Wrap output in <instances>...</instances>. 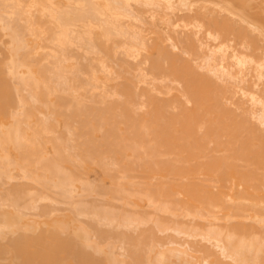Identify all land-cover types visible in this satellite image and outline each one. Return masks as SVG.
<instances>
[{"label":"bare ground","instance_id":"bare-ground-1","mask_svg":"<svg viewBox=\"0 0 264 264\" xmlns=\"http://www.w3.org/2000/svg\"><path fill=\"white\" fill-rule=\"evenodd\" d=\"M246 9V3L236 5L232 0H0V177L9 181L15 180L16 175L22 174L25 178H30L22 179L24 181L33 180V184L40 182L46 188L53 189L49 193L57 188L55 190L59 191V195L61 193L64 195L65 198L62 194L60 196L63 200H71L72 204L71 202L69 204L76 206L79 202L72 199L80 198L83 191L84 194L87 191L92 194L95 190L90 191L91 188H98L97 193L104 190L106 184L102 183L103 188L101 184L96 187L94 185L96 182L90 181L93 178L92 170L103 164L106 167L107 162L113 161L110 158H113L114 163L120 164L122 169L119 171L116 165L115 169L113 162L110 163L111 166L113 165V168L110 167L113 169L111 173L109 169L107 170L109 164L106 168L102 167L108 171L105 175L114 182L112 184L115 185L117 180L116 189L110 183L112 186L110 185L109 189L112 193L109 192L111 195L108 194L105 199L112 197L114 191L120 190V197L123 196L121 199L125 198L126 202L133 206L137 217L123 222L125 217L121 221L120 213L116 211L119 213L116 214L113 211L118 205L119 209L122 206L117 205L120 201L123 202L117 196L119 191L113 194L114 198L120 199L118 202L116 199V202L113 201L114 199L112 202L106 200L108 205L112 203L113 206V210L109 207V211H113L115 214L113 212L112 214L116 218L118 215L119 220L114 216L109 218L107 216H111L109 211L106 216V212L102 211L103 219L101 220L100 217L99 222L101 210L98 212V208H95V211L91 209H94V204L96 205L97 202L92 204L94 207L91 206V212L87 213L81 208L80 212L77 211L79 214H75L80 217L87 213L97 219L95 221L99 223L98 225L102 223L101 221L108 223L110 219V224L116 220L117 227L130 223L140 225L149 222L153 214H156L157 222L154 221L155 219L152 221L157 225L159 221L161 229L160 225L157 228L168 232L170 229L176 230L180 235L182 234V237L186 235L187 239L190 236H198V243H190L186 237L183 238L185 241H182L169 236L171 239L166 240L167 243L159 239L160 245L157 238L151 234L153 224L148 227L150 235H145L148 231L142 229L144 233L140 229L144 234L140 233L145 237L148 236L147 238L138 232L139 236L143 237L141 240L148 239L147 242L140 240L139 242L142 243L135 245L140 238L137 236L138 240L135 241L133 237L132 243H128L130 248H127L128 245H125L126 248L124 246V255L121 253L120 257L126 256L125 252L127 257H130L122 259L113 250L107 251L106 264H264V52L262 54L255 52L260 46L256 40L259 38L258 35L264 38V19L261 20L260 14L258 16L260 20L256 14L254 15L256 18L249 15ZM183 10L187 12L181 14L183 16L178 15ZM146 12L151 17L144 15ZM146 17L151 18L147 23ZM152 19H157V22L153 23ZM144 22L146 25L148 22L152 23L147 26L150 28L148 31L153 32L157 29L158 33L157 27L163 26L160 30L165 32L167 29L168 34H163V31V36L161 32L157 36L152 35L151 32L147 34ZM201 32L203 37L199 34ZM148 35H152V40ZM196 35L201 37H195ZM116 37L122 39L117 40ZM115 39L116 42L119 41L117 42L119 46H122L119 53ZM165 40L171 42V48L175 49L173 46H178V51L182 49V52L169 49L170 46ZM77 43L76 48L80 49L82 46L81 48H85L84 52L89 51L94 55L98 54L96 56L99 57L95 56L99 60L97 64L101 71L92 70L91 77L85 76L89 78L87 82L81 79L82 68L80 70L73 68L74 62L78 63L79 58L77 60L75 57L76 60L73 61L74 55L71 54L73 50L68 51V48H72ZM70 44L73 45L69 46ZM123 49V52H126L125 57L128 55L136 61L133 62L131 59L133 64L130 65L129 60L123 59L128 61L127 64L124 61V64L131 67L120 69V73L119 66L125 67L123 61L116 62L118 58L116 61L111 60V56L116 55L113 53H117L116 57L120 56ZM100 51L105 54L102 55ZM110 52H113L112 55ZM188 54L189 57L184 56ZM81 60V64L85 65L87 61L80 57L79 63ZM112 61L118 63L116 69ZM110 63L114 66L113 69ZM146 65L150 68L152 79L151 76L148 78L149 71L145 72ZM86 68L85 70L90 72L88 67ZM103 70L107 74L102 72ZM122 70H124L123 74ZM133 71H137V75H140H136L139 82L136 78L135 80L133 77L130 78L131 73H135ZM115 73H119L120 76ZM120 77L125 81L116 82L117 78L121 79ZM149 82L153 87L142 86ZM177 83L181 85V87L178 85L180 88ZM89 85L90 90H93L92 96L95 92L101 94L102 91L104 97L109 98L110 94L114 100L112 101L110 97L105 101L102 94H99L98 97L103 101L98 100L102 101L101 103L106 102L104 106L101 104L103 108L99 107L101 105L97 96L93 97H96L97 101H95L99 105L97 107L88 105L84 101L86 97L81 87L89 88ZM138 85L143 88L139 86L141 89L137 90ZM154 89L165 93V97L154 94ZM64 90L73 95L71 106H68L66 96L58 95L57 99L53 96L54 93L60 94L58 91L64 94ZM25 91L28 93L26 94ZM117 94L122 95L123 98ZM115 97L119 98V101ZM54 99L57 101L55 102ZM65 104H67L66 109L63 108ZM68 107H72L71 111ZM38 109H43L45 114L48 112L53 116H64L65 119L61 123H66L68 126L64 125L68 128L71 126L69 131L74 130L71 131L78 141L73 137L74 141H70V145L67 144L68 141L64 145L62 139L59 142L57 137L49 135L54 128V124L50 123L52 117H48L50 120L47 122L49 115H45L46 118L43 117L45 119L43 120L37 114ZM67 109L70 112L64 113ZM71 119H73L72 124ZM74 123L76 126L73 125ZM69 135L73 136L71 133ZM64 139L66 140L65 137ZM74 142L77 147L79 146L78 148L73 146ZM49 143H52L54 149H50ZM61 143L64 146L68 145L67 149L74 153H70L71 155L67 153L68 157L64 156L67 150ZM71 145L74 147L72 149L78 151L81 149V152L76 153L71 149ZM61 149L64 153L62 157ZM54 150L59 158L51 156L50 152L54 155ZM76 154L81 158L78 160H82V165L79 164L82 166L81 169L77 162L76 165L73 163L76 161L73 158ZM107 158L112 161L106 162ZM71 159H74L72 167L69 164ZM68 161L69 163L63 165V162ZM65 166L67 168L70 166V171L65 170ZM71 168L75 171H71ZM116 170L119 171L117 174H122V171L127 174V179L122 177L127 180L124 181L126 184L123 182L120 189L117 186L121 182V176H117ZM114 173L116 177L113 176ZM136 177L139 179L135 180ZM1 183L4 185L6 182ZM20 183L21 181L19 184L13 183V191L23 190L24 183ZM31 186L34 187L32 184ZM100 187L103 190H99ZM109 189L107 188V192ZM31 190H33L31 194L28 193ZM31 190H27L28 195L35 194L36 190L33 188ZM38 190L41 195L36 192L38 196L36 199L47 200V197L52 199L51 194H48L49 190L44 188L47 193H44V190L41 193L39 188ZM105 190L103 191L105 194H100L106 195ZM54 196L56 197L57 194ZM5 198L7 199L6 196ZM5 198L0 200V210L3 208L2 205L7 203L6 200L1 202ZM20 199L22 202L21 197ZM33 199L35 197L28 198L29 201L34 202ZM25 203L24 209L27 207L32 211L39 208L37 203L36 208L35 203L28 204L30 208ZM11 204L14 205L15 212L6 210L5 205L6 209L0 211V231L6 233L16 230L17 233L23 227L20 231L24 233H18L19 235L11 239L8 245L1 247L0 252H12L13 261L7 256L13 264L101 263V259L89 252L90 249L87 250L86 245H91L98 231L100 237L98 239L106 238L105 235L109 233H105L104 230H112L114 223L111 229H104L100 233L103 228L94 226V219L90 218L87 221V217H83L87 222L85 226L82 216L79 219L75 215L74 218L77 217L79 220L72 218L79 224L78 227L75 225L77 227L75 232L73 231L75 228L70 227V223L67 224L68 219L63 218L65 215L59 219L58 217L61 216H55L56 212L53 213L52 209H47L52 213L46 210L47 207L41 212L37 211L39 218L37 214L32 217L30 211L27 215L24 211L28 209L23 211V205L18 204L16 200ZM70 205L69 207L72 208ZM88 205L90 207L91 204ZM145 206H149L150 209H145ZM68 215L72 217L70 213ZM42 216L48 217L49 221L45 219V223ZM54 216L59 220L53 218ZM51 217L53 221L55 219L54 222L49 219ZM35 218L38 220L34 221ZM31 219L35 224L29 223ZM47 223L50 225L46 226ZM36 224L39 226L41 224V229ZM67 225H70L71 231L67 232ZM88 226L96 227V229L90 228V231L92 228L97 230L94 236L90 234ZM30 229H33V232ZM37 229L39 230L34 234ZM28 230L31 231L30 234ZM64 230L67 234L70 232L74 235L64 236L66 233L63 234ZM102 232L104 236L101 235ZM129 233L131 232L126 235ZM151 236L155 238L154 242L152 240L153 243L149 239ZM201 240L207 241L208 244ZM103 241L106 243V240ZM187 241L190 244H187ZM210 242L212 246L209 245ZM93 243L95 245V241ZM103 243L102 246L96 243L101 251L104 247ZM143 243L144 245L150 243L146 257L144 252V255L141 253L143 251L141 249H144Z\"/></svg>","mask_w":264,"mask_h":264},{"label":"rangeland","instance_id":"rangeland-1","mask_svg":"<svg viewBox=\"0 0 264 264\" xmlns=\"http://www.w3.org/2000/svg\"><path fill=\"white\" fill-rule=\"evenodd\" d=\"M226 1H227V0H226ZM228 1H229V0H228ZM232 2L235 3L236 5H239V3H243V2L246 3V4H247V9H246V11L248 12L249 15L255 17L254 15L256 14V17L260 20V18L258 17L259 14H260V16H261V20L264 19V10H263L264 8H262V7H264V6H263V4H264V1H263V0H252V1H251V0H242V1H241V0H232ZM136 6H137V5H136ZM147 12H149V11L147 10ZM147 12H146V14L144 13V15H148L147 17H151V16H149V14H148ZM180 12H181V11H180ZM180 12H179L178 15L183 16V15H181V14H185V12H187V10H186V11L183 10L181 13H180ZM183 12H184V13H183ZM252 13H253V14H252ZM147 17H146V21H145L146 23H147V20H148V19L151 20V18H148V19H147ZM175 17H176V16H175ZM256 17H255V18H256ZM150 20H149V22H151ZM152 21H153V23H154V21L157 22V19H156V20H155V19H152ZM263 21H264V20H263ZM145 22H144V23H145ZM149 22H148L147 25H146V23H145V26H146V28H147V31H148V28H149V27H147V26L150 24ZM262 23H263V22H262ZM263 24H264V23H263ZM143 25H144V24H143ZM150 25H152V23H151ZM157 25H158V24H157ZM153 26H154V25H153ZM153 26H152V27H153ZM152 27H151V29H152ZM154 27H155V29H156V26H154ZM160 27H161V26H160ZM160 27H157L158 30H159L158 33L161 32V35H162V36H163V34L167 35V34H168V33H167L168 30L166 29L167 32H166L165 29H164L165 32L162 30V31H163V34H162V31L160 30ZM162 28H163V26L161 27V29H162ZM149 29H150V28H149ZM153 30H154V29H153ZM156 31H157V29H156ZM156 31H153V32H152V31L150 30V31H148V32H146V31H145V32H146L147 34H148L149 32H151L152 35H156V36H157L158 33H157ZM155 32H156V33H155ZM153 33H154V34H153ZM166 33H167V34H166ZM202 33H203V32H201V33H199V34L203 37ZM152 35H148L149 38H151ZM158 35H159V34H158ZM200 35H196L195 37H197V36H198V37H201ZM120 37H121V36H120ZM120 37H119V38H120ZM255 37H257V35H255ZM258 37H259V38H258ZM258 37H257L258 39H256V40H257V43H258L261 47L257 45L258 48H259L260 50L257 49V51H255V52H256L257 54H262V53L264 52V38H263L260 34L258 35ZM116 39H117V37H116ZM116 39H115V42H116ZM120 39H122V38H120ZM120 39H117V40H120ZM150 40H152V38H151ZM167 41H168V42H167ZM117 42H119V41H117ZM117 42H116V44H118ZM169 42H170L169 40H165V43H167V45L170 46L169 49H171V50L174 51V52H176L175 49H177V51H178V48H179V47H178V46H173V47L175 48V49H173V48H171V47H172L171 42H170V43H169ZM75 44H76V43H75ZM75 44H74V45H75ZM170 44H171V45H170ZM72 45H73V44H72ZM72 45L70 44L69 46H72ZM77 46H78V43H77V45L73 46L72 48H68V51H69V52H71V51L73 50V51H72L73 53L71 52V54L74 55V57H73V61H75L76 59L78 60V58H79V60H80V57H81V59H85L86 61H87L88 58H89V59L91 58L90 60L88 59V61L85 62V65H86V67H88V70H90V72H87V70H85V69H87V68L85 67V65H83L84 63L81 64L82 60L80 61V63H79V60H78V63H79V64L76 63L77 61H75V62H74L75 67H74V65H73V68H75V70H77V69L80 70V68H82V70H81V72H80V73H81L80 76L82 77L81 79H82L83 81L86 80V82H87V80H88L89 78H85V76L88 77V76L90 75V77H91L92 70H94V69L97 70V69H98V70L101 71V68H100L99 65L97 64V62H99V60H98L99 57L96 56V55H98V54L94 55V53L92 54V53H90L89 51H87V53H86V52H84V49H85V48L83 49V48H81L82 46H80V49H78L79 47L76 48ZM118 46H119V44H118ZM179 46H180V48H182V47H181V43H179ZM74 47H75V48H74ZM115 47H116V46H115ZM120 47H122V46H119V48L117 47L118 49L116 48V49L118 50V52L116 51L117 53L120 52ZM176 47H177V48H176ZM75 49H76V50H75ZM116 49H115V50H116ZM261 49H262V50H261ZM79 50H82V51H79ZM86 50H87V49H86ZM94 50H95V49H94ZM179 50H180V49H179ZM258 50H259V51H258ZM74 51H75V52H74ZM78 51H79V52H78ZM90 51H91V50H90ZM96 51H97V53H98V50H97V49H96ZM113 51H114V50H113ZM123 51H124V49L121 51L122 53H121L120 56L118 55V57H116L117 53L110 52L111 55H112V53H113V54H116V55L111 56V57H112L111 60L114 59V60L116 61V58H118V60H117L116 62H121V63H122L123 59L126 58L127 60H129L130 65H132L135 59L133 60L132 57H130V56H128V55H126L127 57H125V53H126V52L124 53ZM83 52H84L85 55L83 54ZM88 52H89V54H88ZM91 52H92V51H91ZM100 52H101V51H100ZM105 52H106V51H105ZM178 52L181 53V52H182V49H181V51H178ZM258 52H259V53H258ZM79 53H80L81 56L79 55ZM81 53H82V54H81ZM95 53H96V52H95ZM106 53H107V52H106ZM184 53H185V52H184ZM87 54H88V55H87ZM101 54H102V52H101ZM101 54H99V55H101ZM103 54H105V53L103 52ZM103 54H102V55H103ZM182 54H183V53H182ZM185 54H187V53H185ZM75 55H76V56H75ZM77 55H79V56H77ZM82 55H83V56H82ZM86 55H87V56H86ZM102 55H101V56H102ZM107 55H108V54H107ZM95 56L98 57V58L96 59ZM104 56H105V55H104ZM184 56L189 57L190 55L188 54V56H187V55H184ZM75 57H76V59H75ZM105 57L108 58L109 55H108V57H107V56H105ZM114 57H115V58H114ZM121 57H122V58H121ZM123 57H124V58H123ZM86 58H87V59H86ZM92 58H93V60H92ZM109 58H110V57H109ZM120 58H121L122 60H121ZM94 59H96V62L94 61ZM131 59H132L133 62H131ZM85 60H83V62H84ZM97 60H98V61H97ZM107 60H108V59H107ZM111 60L109 59V62H110ZM119 60H120V61H119ZM127 60H124V61H126V64H127V62H128ZM89 61H91V62H90L91 64L89 63ZM115 61H112V62H114V66H115V69H116V65H117L118 63H115ZM124 61H123V65H125V67L121 65V66H119V67H120V68H119V67L117 66V67L119 68V69L117 68V69H118V72L121 71L120 69H123V68H124V70H125L126 67L129 68L128 66H130V65L127 66L126 64H124V63H125ZM135 61H136V60H135ZM86 63H88V65H87ZM89 64H90V65H89ZM110 64H111V63H110ZM119 64H120V63H119ZM111 65H112V64H111ZM147 65H148V64H147ZM147 65L145 66V72H148V71H149V74H148L149 77H148V78H150V76H151V79H152V75H150V68H148V67H150V66L148 65V67H147ZM76 66H78V67H76ZM95 66H96V67H95ZM97 66H98V67H97ZM112 66H113V65H112ZM114 66L112 67V69L114 68ZM89 67H90V68H89ZM130 67H131V66H130ZM146 67H147L149 70H147ZM115 69H114V70H115ZM84 70H85L86 72H85ZM119 70H120V71H119ZM124 70H122V74H123V71H124ZM130 70H131V68H130ZM130 70H129V71L127 70V72H130ZM133 70H135V69H133ZM146 70H147V71H146ZM203 70H204V71H207V69H203ZM201 71H202V70H201ZM102 72H105V70H103ZM102 72H101V73H102ZM114 72L117 73V71H112V73H114ZM131 72H132V71H131ZM133 72H135V71H133ZM136 72H137V71H136ZM136 72L134 73L135 75H134L133 73H131L132 76H130V78H132V77H133V79L136 78V80L138 81L137 76H138L139 74L137 75L138 72H137V73H136ZM49 73H50V72H48V74H49ZM82 73H83V74L85 73V74L83 75ZM86 73H87V74H86ZM89 73H90V74H89ZM101 73H100V74H101ZM105 73L107 74V72H105ZM116 73H115V75L120 76L119 73H118V74H116ZM120 73H121V72H120ZM125 73H126V72H125ZM50 74H51V73H50ZM102 74H103V73H102ZM106 74H105V75H106ZM129 74H130V73H129ZM129 74H127L128 77H129ZM82 75H83L84 77H83ZM115 75H114V77H115ZM136 75H137V76H136ZM122 76H123V78H124V75H122ZM125 76H126V75H125ZM134 76H136V77H134ZM139 76H140V75H139ZM116 77H117V76H116ZM118 78H119V77H118ZM118 78L116 79V82H118V80H120V81L123 80V81H121V82H124V81L126 80V78H124L125 80L122 79V77H120L121 79H118ZM151 79H149V80H151ZM54 80H55V79H54ZM134 80H135V79H134ZM147 80H148V79H147ZM149 80H148V81H149ZM56 81H57V80H56ZM56 81H55V82H56ZM137 81H136V82H137ZM148 81H147V82H148ZM55 82H54V83H55ZM138 82H139V81H138ZM150 82H151V81H150ZM150 82H149V84H148V83H146V84L144 83V84H142V86L145 85V87H147L146 85H149V86H148L149 88L153 87V85H151V83L153 84V82H151V83H150ZM56 83H57V82H56ZM79 83H80V82H79ZM142 83H143V82H142ZM136 84H137V83H136ZM140 85H141V83H140ZM140 85H138V87H136L137 90H139V88L142 87V86H140ZM150 85H151V86H150ZM178 85H180V84L177 83V86H178ZM86 86L88 87V84H87V83H86ZM139 86H140V87H139ZM261 86H263L262 83H261ZM148 87H147V88H148ZM178 87H179V86H178ZM180 87H181V85H180ZM180 87H179V88H180ZM142 88H143V87H142ZM140 89H141V88H140ZM81 90H83V92H84V94H85V97H86L85 100H84V101H86L85 103H88V105L90 104L91 106H95V105H96V107H97V105H99V103L96 102L98 99H100V98H99V97H100V96H99V94H100L99 92L96 93V92H95L96 90H94L95 93H94L93 96H97V100H96V97L94 98V97L92 96V91H93V90H92V89L90 90V85H89V88H86V87H85L84 89H82V87H81ZM89 90L91 91V92H90L91 94L88 92ZM97 91H100V90H97ZM153 91H154L153 93L156 94L157 96H159V97L164 96V97H165V93H161L158 89H154ZM58 92H60V94L57 93V92H56V93H57L56 95H55V93L53 94V96L55 97V99H57V96H58V95L66 96L65 98H66V100H67V103H69V104H68V106H69V105H70V102H72V97H73V95H71V93H70L69 91H65V90H64V92H63L64 94H61V91H58ZM81 92H82V91H81ZM83 92H82V93H83ZM25 93L27 94L28 91H25ZM102 93H103V92L101 91V94H102ZM159 93H161V95H160ZM88 94H89V95H88ZM101 94H100V95H101ZM90 95H91V96H90ZM117 95H119V94H117ZM117 95H116V97H117ZM98 96H99V97H98ZM119 96L122 97V95H119ZM119 96H118V97H119ZM166 96H167V95H166ZM102 97L105 98V101H106V100H109V99H110L111 95L109 94V98H108V97H104V95L102 94ZM116 97H115V98H116ZM107 98H108V99H107ZM111 98H112V101H113V100H114L113 97H111ZM122 98H123V97H122ZM140 98H142V97H140ZM143 98H145V96H144ZM55 99H54V101H55ZM86 99H87V100H86ZM116 99H118V101H119V98H116ZM116 99H115V100H116ZM58 100H59V98H58ZM68 100H69V101H68ZM95 100H96V101H95ZM100 100L103 101V99H100ZM120 100H121V98H120ZM141 100H142V99H141ZM54 101H53V102H54ZM56 101H57V100H56ZM56 101H55V102H56ZM87 101H88V102H87ZM98 101H99V100H98ZM102 101H101V102H102ZM105 101H104L103 103H101V102L99 101V102H100V105L102 104V105L104 106L105 103H106ZM55 102H54V103H55ZM95 102H96L97 104H96ZM107 102H108V101H107ZM32 103L35 105V101H33ZM57 103H58V102H57ZM57 103H56V104H57ZM65 105H66V106H65ZM65 105H63V106H64L63 108L67 107V104H65ZM102 105L99 106V107H102ZM36 106H38L37 102H36ZM70 106H71V105H70ZM106 106H107V105H106ZM27 107H29V106H27ZM61 108H62V106H61ZM68 108H69V107H68ZM71 108H72V107H71ZM71 108H69L70 111H71ZM102 108H103V107H102ZM104 108H105V107H104ZM143 108H144V107H143ZM65 109H66V108H65ZM38 110H39V113H37V114H39V115H38L39 117L41 116L40 118H43V117L46 118L45 115H49V116H47V119H46L47 122H49V120H50L48 117H50V118L52 117L51 120H50V123H53V124H54V128H53V130L49 133V135H51V136L54 135V137H57V138H58L57 140H59V142H61V139H62V141L65 142V143H63L64 145H66V141H68L67 144L70 145L71 142H73L74 140L77 139V138H75V136H74V132H72V131H74V130L71 129L72 131H71V130L69 131V128H70L71 126H69V128H68V127H67L68 125H67L66 123H64V122L61 123V122L64 121V119H65L64 116H56V115L53 116L51 113L49 114V113L46 112V111H45V112H46V114H45L44 111H42L43 109H42V110L38 109ZM61 110H64V109H61ZM67 110H68V109H67ZM67 110H65V111H67ZM69 110H68L67 112L64 111V113H69V112H70ZM41 112H42V113H41ZM47 113H48V114H47ZM50 115H51V116H50ZM55 117H56V118H55ZM61 117H62V118H61ZM44 118H43V120H45ZM58 118H59V119H58ZM60 120H61V121H60ZM72 120H73V119H71V124L73 123ZM74 121H76V120L74 119ZM256 122L258 123L259 121H256ZM75 123H76V122H75ZM75 123H74L73 125H75ZM64 124H66L67 126L64 125ZM77 124H78V122H77ZM73 125H72V126H73ZM259 125L261 126L262 124H259ZM75 126H76V125H75ZM73 127H74V126H73ZM73 127H72V128H73ZM263 127H264V125H263ZM69 132H70L71 134H73V136H72V135H69V134H70ZM101 133H102V132H101ZM61 134H62L63 136H62ZM60 135H61L63 138H62ZM67 136H68V137H67ZM76 136H77V135H76ZM60 137H61V138H60ZM64 137L66 138V140L64 139ZM73 137H74V140L72 139ZM68 138H69V140H68ZM63 139H64L65 141H64ZM71 139H72V140H71ZM99 139H100V138H99ZM70 141H71V142H70ZM77 141H78V139H77ZM69 142H70V143H69ZM74 143H75V142H74ZM74 143H73V144H74ZM61 144H62V143H61ZM63 144H62V146H64ZM73 144H72V145H73ZM72 145L70 146L71 149L74 148L75 146H76L75 148H78V147H79V146L77 147V144H76V143L73 145L74 147H72ZM49 146H50V149L53 148V147H52V143H49ZM65 147H66V148H65ZM67 147H68V145H67V146H64L65 150H67L65 155H64V153L62 152V149H61L60 154L63 153V154L61 155V157H62L63 155L66 156V157H68V154L71 155L70 153H72V154L74 153V151H73V152H70V150L67 149ZM64 148H63V150H64ZM68 148H69V147H68ZM53 149H54V148H53ZM53 149H52V150H53ZM52 150H51V151H52ZM65 150H64V151H65ZM72 150H75V149H72ZM72 150H71V151H72ZM77 151H78V149H76V150H75L76 153L81 152V149H80V151H78V152H77ZM67 153H68V154H67ZM50 154H51V156H55V157L59 158V157H58L59 155L55 152V150L53 151V154H54V155H52V152H50ZM56 155H57V156H56ZM79 155H80V153H79ZM71 157H72V156H71ZM106 157H107V156H106ZM73 158H75L76 161H74V159H71V160H69L70 163H69V161L66 162V163L63 162V165L69 163L70 166L72 167V161H74L73 163H74L75 165H76L75 162H77V165H78V166L82 165V164H81V163H82V160H81V161L78 160V159H81L80 156H79V158H78V154H76V157L73 156ZM109 158H110V156H109ZM109 158L105 159L106 162H107L108 160L112 159L113 161H112V160H110V161H112V162L114 163V159H113V158H110V159H109ZM78 161H79L80 163H79ZM112 162H107V164L110 165V163L112 164ZM79 164H80V165H79ZM100 164H101V163H100ZM107 164H106V167H107ZM101 165H102V164H101ZM115 165L119 168V171H120V169H122V166H121L120 164L114 163V167H115ZM70 166H68V167L70 168ZM94 166H96V165H94ZM103 166H104V164H103L102 166H100V165H99V166H96V167L94 168V170H92V171H93V175H92L93 178L91 179V177H90V179H91L90 181L93 182V183L96 182V183L94 184V185H96V187L100 186V184H101V187L103 188V187H104L103 184H104V185L106 184V185H105L106 190H105V187H104V190L106 191L107 194H106V195H101V194H105V193H103L104 190H103L101 187L99 188V190H100V189L103 190V191H101V192L99 191L101 194H100V193H97V189H98V188H96V189H95V188H91L90 191L95 190V192H93V193L91 194L89 191H87L88 187L86 186V187H87V189H86L87 192H85V194H84V191H83L82 196L80 195V198H74V199H72V201L74 200V201H78V202H79V203L76 204V206H75V204H73V206L69 204V203L71 202V200H66V201L63 200L64 195L61 193V194L63 195V197H60L61 194L59 195V193H58L59 191H58V190H55V189H57V188H54V191H53V192H56V191H57L56 193H54V194H53V192H52V193H49V192H51L53 189L51 190V189L46 188V187H45L44 185H42V183H40V182H38L37 184L40 185V186H43L45 189L49 190V191H48V194H49V195L51 194V196H53V197L50 196V198H52V199L54 198V199H56V200L53 199V201H52V199H49L48 197H47V200H43V199H42V200H41V199L39 200V199H36V198H38V196L36 195V192H37L38 194H40V191H39V190L37 191V189L39 188V189L41 190V193H43L44 188H42V187H40V186L38 187L37 184H33V182H32L33 180H31V181H26V180H25V181H26V182H25L24 180H22V179L25 178L24 176H22V174H18V175H16L15 177H17V178H15V180H12V179H11L12 181H11V180L7 181L6 178H5V180H6V181H5V180H4V177H3V178L0 177V179H1V181H0V188H1V189H0V197H1L0 200H2V198H5V196L7 197V199H9V200H7V199L5 198V199H3V201H1V202H5V200H6V202H7L8 204H7V203L4 204L5 207L7 206V209L4 207V205H2L3 208H1L0 211H2L3 209H6V210H12V211L15 212V211H16V210H15V207H14V205L11 204L14 200H16L17 203L20 204V205H21V204L23 205L25 202L27 203V204L25 203L26 205H28V204L31 205V204H34L36 201H38V202H36V203H37V206H39V208H38V207L36 208V203H35V205H34L35 208H36V209H35V210H36V213H35V210H32V211L34 212V213H33V212L30 211L27 207H26V208L28 209V211L25 210V209H26V208L24 209V206H25V205L22 206V207H23L22 210H23V211L25 210L24 212H27V215H29V213L31 212L32 214L30 213V215L32 216V215H34V214H37V211L40 210L39 212H41V210L43 211V209L47 207L46 210L49 208V209H52L51 211H52L53 213H55V212L57 213V214L55 213V216H61V217H58L59 219L62 218L63 215H65L63 218L68 219V220L66 221L67 224H68V223L71 224V226H70V225H67V228H68L69 226H70V227H73V228H75L73 231H75V230L77 229L78 225H79V224L77 223V222L79 221V220L77 219V217L80 219L81 216H82L81 219H83V217L86 216L87 218H86V217H85V218L88 219L87 221H89L90 218H92L91 220H93L94 218H93V217H90L89 214H87V213L91 212V209H92L93 211H95V208H96V209L98 208V209H97L98 212H99V210H101V212H99V213H101V215H99V219H98V221L100 222V217L102 216V214H103L104 212H106V214H105V216H106L107 214H109V212H110L109 210H110V209L113 210V206H111V204H112V203H111L112 200L114 199V200H113L114 202H116V201L118 202V200H120V199L123 197V196L120 197V190H116V191H119V192H118L119 195H117V196L120 197V199H119V198H118V199L114 198V197H113V194L116 193V191H114L115 193L112 194V197H113V198H112L111 196H109V199L107 198L108 201H111V202H110L111 204L109 203L110 205H108V202L106 201L107 199H105V196L108 197V196H107L108 194L111 195V194L109 193V192H111V191H110L111 189H109V188H111L110 185L112 184L113 181H111L110 177H108V176L106 177L105 172H108V171H109V172L111 173V171L113 170V169H112V168H113V167H112L113 165H112V166L110 165L109 168L107 167V170L109 169L108 171H107V170H104V169L102 168ZM75 167H77V166H74V168H75ZM104 167H105V166H104ZM106 167H105V168H106ZM110 167H112V168H111L112 170L110 169ZM69 168H67V166L64 167L65 170H66V169L68 170ZM74 168H73V170H72V168H71V171H75ZM81 168H82V166H80V169H81ZM77 169L80 170L79 168H77ZM115 169H116V167H115ZM78 170H76V171H78ZM69 171H70V169H69ZM92 171H91V173H92ZM119 171L116 170V171H115L116 174H117V172H119ZM121 171H122V170H121ZM121 173H122V174H120V173L117 174V176L120 175L121 178H122V177H123V178L125 177V179H127V178H126V175H127V174L125 175V172H124V171H122ZM123 173H124V176H122ZM107 174H108V173H107ZM116 174L114 173L113 176H115ZM132 174H133V173H132ZM134 174H136V173L134 172ZM109 176H111V175H109ZM120 176H119V177H120ZM128 176H129V175H128ZM19 177H22V178L20 179ZM115 177H116V176H115ZM119 177H118V178H119ZM118 178H117V179H118ZM121 178H120V181L122 182V185H121V182L118 181V182H120V184L118 183V186H117V188L119 187L118 189H120V187L123 186V182H124V181H125V182L127 181V180H124L123 178H122V179H123V181H122ZM2 179H3L4 181H3ZM25 179H30V178H25ZM113 179H115V178H113ZM136 179H139V178L136 177L135 180H136ZM10 181H11L12 184L9 183ZM20 181H21L20 184L24 183V184H23V188H22L23 190H22L21 192H15V191H13V186H14V184H19ZM104 181H105V182H104ZM110 181H111V182H110ZM1 182H3V183H4V182H6V183L8 182V184L5 183L4 185H5V186L7 185V186H9V187H7V186L5 187ZM27 182H28V183H27ZM30 182H31V183H30ZM34 182H36V181H34ZM116 182H117V180H116ZM116 182H115V185H116ZM125 182H124V183H125ZM13 183H14V184H13ZM29 183H30V184H29ZM39 183H40V184H39ZM93 183H92V186H94ZM98 183H99V184H98ZM102 183H103V184H102ZM110 183H111V184H110ZM113 183H114V182H113ZM31 184H32L34 187H32ZM90 184H91V183H90ZM125 184H126V183H125ZM11 185H12V187H10ZM27 185H28V186H27ZM112 185H113L114 188L116 189L115 185H114V184H112ZM112 185H111V186H112ZM119 185H120V186H119ZM1 186H4V187H1ZM26 186H27V187H26ZM29 186L36 190V192H35L34 195H33V194L30 195L31 192H32L33 190H31L32 188H30ZM88 186H90V185H88ZM125 186H126V185H125ZM37 187H38V188H37ZM132 187H133V186H132ZM7 188H8V189H7ZM10 188H11L12 191L9 192V189H10ZM36 188H37V189H36ZM51 188H52V187H51ZM107 188L109 189L108 192H107ZM28 189H29V191H30V190H31V191L28 192V191H27ZM79 189H80V188H79ZM89 189H90V188H89ZM128 189H130V188H128ZM7 190H8V191H7ZM47 190H46V191L44 190V191H45L44 193H47ZM113 190H114V189L112 188V191H113ZM126 190H127V189H126ZM79 191H80V190H79ZM13 192H14V193H13ZM27 192L30 193V194H29L30 196L28 195ZM88 192L90 193V195H88V194H89ZM121 192H123V191H121ZM12 193L15 194V195H13ZM26 193H27V194H26ZM86 193H87V194H86ZM111 193H112V192H111ZM52 194H53V195H52ZM55 194H57L56 197L54 196ZM80 194H81V193H80ZM116 194H117V193H116ZM122 194H124V192H123ZM16 195H17V196H16ZM19 195H20V196H19ZM35 195H36L37 197H36ZM40 195H41V194H40ZM40 195H39V196H40ZM78 195H79V194H78ZM87 195H88V196H87ZM124 195H125V194H124ZM22 196H23V197H22ZM24 196H26V198H24ZM33 196L35 197V199H33V200H35V201H34V202L29 201L28 198H31V199H32V198H34ZM58 196H59L60 200H59V198L57 199ZM86 196H87V197H86ZM13 197H14V198H13ZM20 197L22 198V202H24V203H22V202L20 201V200H21ZM75 197H76V196H75ZM78 197H79V196H78ZM83 197L85 198V201H84V198H83ZM110 197H111V200H110ZM61 198H62V199H61ZM64 198H65V197H64ZM11 199H12V200H11ZM26 199H27V200H26ZM77 199H78V200H77ZM115 199H116V201H115ZM124 199H125V198H124ZM124 199H121V200H122L123 202H125V203H123V202H121V201H120L119 203H117V205H118V204L122 205L121 208H120L121 210L118 208L119 205H118V207H115V208H114L115 210H113L116 214H119V213H120V214H119V215L121 216L120 220L122 219L121 221H123V220L125 219L123 222L128 221L130 218L137 217L136 213H134L133 206H132L131 204H129V202H126V199H125V201H124ZM61 200H62V201H61ZM27 201H29V202H27ZM54 201H56V202H54ZM57 201H58V203H57ZM68 201H69V202H68ZM91 201H92V202H91ZM31 202H32V203H31ZM40 202H41V204H40ZM62 202H65V203H62ZM66 202H68V204H69L70 206H72L73 211H71L72 208L69 207V205H68ZM95 202H97L96 205L94 204ZM74 203H75V202H74ZM85 203H86L87 206L85 205ZM39 204H40V205H39ZM44 204L47 205V206H43ZM71 204H72V202H71ZM88 204H91L90 207H88V206H89ZM92 204H94L95 207H94ZM98 204H99V205H98ZM100 204H101V206H100ZM102 204H104V205H102ZM29 205H28V206H29ZM67 205H68V206H67ZM84 205H85V206H84ZM129 205H130L131 207H130ZM41 206H42V207H41ZM74 206H75V207H74ZM91 206L94 207V209L91 208ZM30 207H31V206H29V208H30ZM57 207L59 208V210H57ZM109 207H110V209H109ZM145 207H146L145 209L148 210L149 206H145ZM40 208H41V209H40ZM53 208H54V211H53ZM81 208L83 209L82 211H85V212L87 211L86 214H87L88 216H87L86 214H85L84 216H83V215H80V217H79V215H76L78 212L81 211ZM87 208H88V209H87ZM90 208H91V209H90ZM74 209H75V210H74ZM104 209H105V211H104ZM131 209H132V210H131ZM149 209H150V208H149ZM78 210H79V211H78ZM106 210H107V211H106ZM118 210H120V211H118ZM122 210H123L124 212H123ZM3 211H4V210H3ZM29 211H30V212H29ZM47 211H50V210H47ZM51 211H50V212H51ZM75 211H76V212H75ZM77 211H78V212H77ZM93 211H92V212H93ZM102 211H103V213H102ZM108 211H109V212H108ZM113 211H112V212H113ZM116 211L119 212V213H117ZM121 211H122V213H121ZM52 212H51V213H52ZM98 212H96V217H98V214H97ZM112 212H110L111 216H110V215H107L109 218L114 216V215L112 214ZM114 212H113V213H114ZM69 213H70V215H72V217H69V215H68ZM75 213H76V214H75ZM81 213H82V212H81ZM81 213H80V214H81ZM115 213H114V214H115ZM11 214H12V213H11ZM58 214H60V215H58ZM78 214H79V213H78ZM121 214H122V215H121ZM126 214H127V215H126ZM53 215H54V214H53ZM53 215H52V216H53ZM67 215H68V216H67ZM75 215L77 216L76 218H74ZM149 215H150V214H149ZM34 216H35V215H34ZM37 216H39V215L37 214ZM55 216H54L53 218H55V219L58 221L59 219H57V217H55ZM91 216H93V215H91ZM103 216H104V215H103ZM154 216H155V217H154ZM29 217H30V216H29ZM32 217H33V216H32ZM42 217H43V216H42ZM42 217H41V218H42ZM66 217H67V218H66ZM114 217L116 218V216H114ZM123 217H125V218L123 219ZM151 217H152V216H151ZM153 217H154V218H153ZM153 217H152V219H155L154 221L157 222V221H156V217H157L156 214H155V215L153 214ZM30 218H31V217H30ZM39 218H40V216H39ZM51 218H52V217H51ZM51 218H49V219H50L51 221H53V218H52V219H51ZM72 218L77 219L78 221H75V220L72 219ZM85 218L83 219L84 221H85ZM118 218H119V217H118V215H117V218H116V219H118ZM157 218H158V217H157ZM45 219L48 220V217H47V218H44V217H43V219H42V220H44V222L46 223V220H45ZM55 219H54V221H55ZM102 219H103V218L101 217V220H102ZM105 219H106V218H105ZM152 219L149 220V222H143V224H140V225L137 224V223H130V224L125 225V226H124V225H121V226L118 225V227L115 226V224L117 223L116 220H115L114 222L112 221L114 224H113V223H110V224H109V222H110V219H109V222H108V223H107V221H105V222H104V221H101L102 223H100V225H98L99 223L97 224L96 221H95V220H97V219H94V220H93V225H94V226L98 225V227L101 226V228H103V229H101V228L99 227V228L101 229V230L98 229V230H100V233H101V231L104 230V229H107V228H108V229H111V228H112V226H111L112 224H113V228H112L113 232H112V230H110V231H106V230H104V232L107 233V234L109 233L110 236H109V234H108V235H105L104 232H102L101 235H102V236L105 235L106 238L102 237L101 240H100V239H98V238H100V237H98L99 231L97 232V230H93V228L96 229V227L91 226V227H93V228H92V230L90 231V228H91V227L88 226L89 228H88V227H87V228L89 229L90 234H91V235L93 234V236H94V232L96 231V232H97V237H96V233H95V238L92 236L94 239L91 237V238L93 239L92 241H93V242L95 241V245H94V243L91 241V245H88V244L86 245V246H87V250L90 249V250H88L89 252H91L93 255L95 254L94 256H95L96 258H100L102 264H106V262H107V261H106V255L108 254L107 251H111V250H113L117 255H119L118 257H120V254H121V253H122V255H124L123 252L125 251L126 246L128 245L127 248H128V247L130 248L129 244L132 243V241H131L132 238L134 237V239H135V241H136V240H138V238L140 237L139 240H138V242H135V245L138 244V243H139V244L142 243V242H139V241L141 240V238L143 239V237H144V238H147V237H148V236L145 237L146 234H149V231H148V230H149L150 228L148 229V227L153 226V224H154V226H153L154 228H151V229H152V233H151V234H152V236H154L155 238H157L158 241H159V239H160L161 241L163 240V242H165L166 240L169 239V236H171L172 238L175 237V239L182 240V241H185V240H184V239H185L184 237H186V239H187V236H186V235L182 237V234L180 235V233H179L178 231H176V230H171V229H170L169 232H168V231H165V230H164V231H163V230H160V229H161V225H160L159 221H158V224L160 225V227H159V225L155 224V222L152 221ZM27 220H29V218H27ZM31 220H32V219H31ZM31 220L29 221V223H32V222H33V220H32V221H31ZM36 220H38V218H35L34 221H36ZM39 220H41V219H39ZM63 220H64V219H63ZM69 220H70V222H69ZM83 220H82V221H83ZM106 220H107V219H106ZM118 220H119V219H118ZM157 220H158V219H157ZM48 221H49V220H48ZM54 221H53V222H54ZM57 221H56V222H57ZM80 221H81V220H80ZM84 221H83V222H84ZM98 221H97V222H98ZM150 221H152V223H150ZM27 222H28V221H27ZM53 222H52V223H53ZM64 222H65V221H64ZM64 222H63V224H65ZM83 222H81V225H82ZM115 222H116V223H115ZM33 223L35 224V222H33ZM40 223H41V222H40ZM59 223H60V221H59ZM94 223H95V224H94ZM141 223H142V222H141ZM145 223H146V224H145ZM48 224H49V223H47L46 226H47ZM56 224H58V223H56ZM84 224H85V226H87V225H86V224H87L86 221H85ZM151 224H152V225H151ZM32 225H33V224H32ZM36 225H38V224H36ZM36 225H35V226H36ZM49 225H50V224H49ZM75 225H76L77 227H75ZM88 225H89V224H88ZM108 225H109V227H108ZM116 225H117V224H116ZM134 225H135V227H134ZM149 225H150V226H149ZM155 225H157V226H155ZM40 226H41V224H40ZM40 226L38 225V227H40ZM46 226L44 225V228H45ZM105 226H106V227H105ZM114 226L116 227V229H115ZM119 226H120V227H119ZM142 226H143V227L145 226V228H141ZM146 226H147V228H146ZM41 227H42V226H41ZM41 227H40V229H41ZM48 227H49V226H48ZM65 227H66V226H65ZM70 227H69V229L66 228L67 232L72 230ZM98 227H97V228H98ZM136 227H137V228H136ZM139 227H140V228H139ZM157 227H159L160 229L157 228ZM22 228H23V227H22ZM22 228H21L20 230H23ZM155 228H156V229H155ZM34 229H35V228H34ZM108 229H107V230H108ZM140 229H141V230L144 229V230H146V231H148V232L145 233V231L142 230V231L145 233V235H143L144 233L141 232ZM20 230H18L19 232L17 231V233H16V230H15V232H14L13 230H10V231H7L6 233H3L2 231H0V250H1V247H2V246H6V245H8V244L10 243L11 239L15 238L16 235L18 236V235H19L18 233H20V234H21V233H24V231L21 232ZM30 230H31V229H30ZM32 230H33V229H32ZM32 230H31V231H32ZM38 230H39V229H37L36 232H34V234L37 233ZM66 230L63 231V234L66 232ZM128 230H129V231H128ZM130 230H131V231H130ZM137 230H138V231H137ZM167 230H168V229H167ZM31 231L28 230V234H30L29 232H31ZM153 231H155V232H153ZM162 231H163V232H162ZM32 232H33V231H32ZM67 232L64 234V236L69 235V234H70V236L74 235L73 233H70V232H69V234H67ZM75 232H76V231H75ZM75 232H74V233H75ZM91 232H92V233H91ZM128 232H131V233H129V235H128V234L126 235V233H128ZM138 232H139V234L143 233V234H141V236H143V237L139 236ZM140 232H141V233H140ZM157 232H158V233H157ZM7 233H8V234H7ZM26 233H27V231H26ZM153 233H154V234H153ZM155 233H156V235H155ZM169 233H170V234H169ZM178 233H179V234H178ZM4 234H5V235H4ZM132 234H133V235H132ZM134 234H135V235H134ZM137 234H138V235H137ZM171 234H172L173 236H172ZM14 235H15V236H14ZM75 235H76V234H75ZM101 235H99V236H101ZM149 235H150V234H149ZM183 235H184V234H183ZM5 236H6L7 238H6ZM125 236L128 237V238H126ZM131 236H132V237H131ZM137 236H138V238H137ZM152 236L149 238L151 243H153V242L155 241V240H154L155 238H153ZM4 237H5V238H4ZM124 237H125L126 239H125ZM161 238H162V239H161ZM183 238H184V239H183ZM199 238L202 239L200 236H199ZM96 239H97V240H96ZM103 239L106 240V243H107V244H106V243H103V242H105V241H103ZM124 239H125V240H124ZM129 239H130V241H127V240H129ZM134 239H133V242H134ZM164 239H165V240H164ZM170 239H171V238H170ZM170 239H169V240H170ZM200 239H199V240H200ZM98 240H99V241H98ZM107 240H108V241H107ZM152 240H153V242H152ZM169 240H168V241H169ZM187 240L190 241V243H194V244H195V243H198V236H197V237H191V236H190V238L188 237ZM100 241H101V242H100ZM124 241H126L127 244H126V242L124 243ZM141 241H143V240H141ZM144 241H146V239H144ZM144 241H143V242H144ZM147 241H148V239H147ZM147 241H146V242H147ZM158 241H157V242H158ZM161 241H159V244H160ZM168 241H167V242H168ZM188 241H187V242H188ZM201 241H202V242L204 241V243H207V241H205V240H201ZM201 241H199V243H201ZM129 242H130V243H129ZM167 242H165V243H167ZM92 243H93V244H92ZM96 243H97V245H99V246H102L101 243H103L104 247H102V248H103L102 251L99 250V248L96 246ZM98 243H99V244H98ZM128 243H129V244H128ZM190 243L188 242L187 244H190ZM204 243H201V244H204ZM133 244H134V243H133ZM147 244H148V248H146V247H147ZM149 244H150V243H146V245H144V243L142 244V245L144 246V249H141V251L143 250L141 253L143 254V252H144L145 257H146V254H147V252H148L147 249H149V246H150ZM162 244H163V243H162ZM194 244H192V245H194ZM201 244H198V245H201ZM207 244H208V243H207ZM125 245H126V246H125ZM131 245H132V244H131ZM135 245H134V246H135ZM160 245H161V244H160ZM196 245H197V244H196ZM209 245L212 246L213 244H211V242H210ZM88 246H90V247H88ZM91 246H92V247H91ZM93 246H94V247H93ZM124 246H125V248H124ZM143 246H142V247H143ZM95 247H96V249H94ZM105 247H106V249H105ZM132 247H133V246H132ZM97 248H98V250H97ZM145 249H146V251H144ZM123 250H124V251H123ZM119 251H120V253H119ZM126 251H127V250H126ZM101 252H102V253H101ZM105 252H106L107 254H105ZM11 253H12V252H10V253H8V252H7V253H1V252H0V264H13V263L11 262V260L13 261V258H12V254H11ZM127 253H128V252H127ZM103 254H104V255H103ZM144 254H143V255H144ZM2 255H3V256H2ZM5 255H6V256H5ZM7 255H8L9 257H11V260L9 259V257H8ZM122 255H121L120 258H122ZM125 255H126V256H124L123 258H125V257H126V258L130 257V256L127 257L126 252H125ZM123 258H122V259H123ZM224 258H225V257H224ZM225 259L230 260V259H228V258H225ZM127 260H130V259H127ZM149 262H150V261H149ZM101 263H100V264H101ZM126 264H127V263H126ZM134 264H135V263H134ZM151 264H153V263H151Z\"/></svg>","mask_w":264,"mask_h":264}]
</instances>
